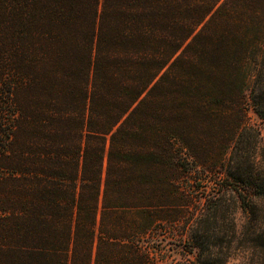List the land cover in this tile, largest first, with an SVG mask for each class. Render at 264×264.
Wrapping results in <instances>:
<instances>
[{
    "label": "trees",
    "instance_id": "16d2710c",
    "mask_svg": "<svg viewBox=\"0 0 264 264\" xmlns=\"http://www.w3.org/2000/svg\"><path fill=\"white\" fill-rule=\"evenodd\" d=\"M263 129L264 0H0V264H264Z\"/></svg>",
    "mask_w": 264,
    "mask_h": 264
},
{
    "label": "rangeland",
    "instance_id": "374dc122",
    "mask_svg": "<svg viewBox=\"0 0 264 264\" xmlns=\"http://www.w3.org/2000/svg\"><path fill=\"white\" fill-rule=\"evenodd\" d=\"M250 116L252 118V121L256 123L257 118H256V116L252 110L250 111ZM262 133L264 136V129H263ZM193 258H194L193 254L183 250L180 247L169 244L166 247L165 258H164L163 264H175L179 261H183L186 259H193ZM231 264H240V263L238 261H236V262H233Z\"/></svg>",
    "mask_w": 264,
    "mask_h": 264
}]
</instances>
